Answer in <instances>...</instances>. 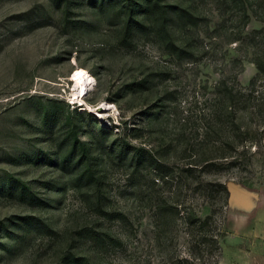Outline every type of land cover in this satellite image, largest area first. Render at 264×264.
<instances>
[{"label":"rangeland","instance_id":"rangeland-1","mask_svg":"<svg viewBox=\"0 0 264 264\" xmlns=\"http://www.w3.org/2000/svg\"><path fill=\"white\" fill-rule=\"evenodd\" d=\"M251 1L242 27L217 0H163L181 52L144 0H0V264H264V112H243L246 135L221 117L223 83L247 89L264 51V0ZM81 69L93 77L82 93ZM205 131L239 142L242 164L189 170ZM130 144L145 149L126 156ZM207 181L229 186L227 202ZM161 205L180 212L165 219ZM209 210L201 244L189 218Z\"/></svg>","mask_w":264,"mask_h":264},{"label":"trees","instance_id":"trees-1","mask_svg":"<svg viewBox=\"0 0 264 264\" xmlns=\"http://www.w3.org/2000/svg\"><path fill=\"white\" fill-rule=\"evenodd\" d=\"M146 3L147 11L146 13L149 14V20L151 24H153V28L156 33H158V36L162 40L170 41L173 43V47L176 49H179L181 52L186 51L185 47L178 45L176 43V40H174V37L172 35V30L170 28L169 23V16L171 13V6L167 5L163 2V0H144ZM223 4L225 7V11L228 13L229 16H234L236 14H241V20L239 21L240 26L245 27L249 20H250V11L249 6L252 4L251 0H217ZM175 12L178 14V16L181 19V22L185 25H194L198 23V16L193 12L190 11L188 8H183L181 6L175 7ZM134 8H131V14L130 19L127 21L126 28L128 30H131L133 27L134 20V14H133ZM231 11V12H230ZM236 34H241V31ZM237 35V36H238ZM240 39V35L236 38V40ZM263 41H258L257 37L253 38L251 41V44H254L255 46L260 45ZM264 47V45H262ZM262 47V48H263ZM264 50V49H262ZM254 63L257 66L258 74L250 81L249 87L245 90H238L237 93H235L234 88L227 86V84L223 83L222 87L220 88V95L226 98H229L228 101L226 99L223 100L222 103H226L227 107V113L223 115L221 114L222 120L226 124L230 123H236L238 127V132L240 135H246L247 134V128L244 130L241 129V121L239 120L241 116L243 115V112L249 113L251 112L252 115H256V107L258 106L260 113L264 112V92L263 95H260V93L257 90V87L259 84L264 83V51L259 52L255 55ZM257 92V94H256ZM257 101V102H256ZM228 102V103H227ZM238 104H241V106ZM250 113V114H251ZM263 114V113H262ZM239 120V121H237ZM240 125V127L238 126ZM222 130V129H221ZM216 133V135H214ZM221 136L219 131H205L204 138H203V147L206 151H202L200 154V157L197 159H191V161L188 162V168L189 170H194L197 167H201L202 171L205 173L211 172L214 169L218 170L221 168H230L238 166L241 163V157H242V151L239 148V142L235 144L234 146L229 143V141L225 140V142H222L221 138L218 137ZM210 141L213 142H219L222 143L220 146H215L214 149H211V147H208L207 145L210 144ZM242 142V141H241ZM231 146H229V144ZM76 144V143H75ZM71 145L72 150V156H76V145ZM129 144V143H128ZM253 143L249 144V148L252 146ZM131 145V144H130ZM81 153L83 157L81 160H84L87 162V169L83 171V174L88 176L87 180L90 184L95 183V186L99 184L100 175L98 174V171L96 168H94L89 161L86 159L89 157V152L85 146V144L81 143ZM131 149H129L126 156H128L129 152L132 151V154L134 157H139V154L141 149H145L144 147H140L136 144L131 145ZM245 147V145L243 146ZM124 147L120 153L125 152ZM146 151L149 152V150L146 149ZM198 156V155H197ZM73 157V158H74ZM149 158H151L150 162H154L153 160L155 157L153 154L149 153ZM81 162V161H80ZM155 164L158 168L157 163ZM63 168H66L63 166ZM200 188L204 189L206 194L208 195V198L217 199V197H220L221 202H225L227 200V197L230 194L229 186H227L226 183H223L221 181L218 182H211L207 181L205 182ZM217 196V197H216ZM101 197L97 196V200H100ZM227 202V201H226ZM158 212L163 216V218L171 219L176 217L177 214H179V210L172 209L171 206L167 205H161L158 208ZM212 211L209 210L208 214L205 216L193 214L188 220L191 227H193V232L197 233L200 237L198 240L201 244H209L212 239H209L208 234L210 233L207 228L211 226L213 216H211Z\"/></svg>","mask_w":264,"mask_h":264},{"label":"bare ground","instance_id":"bare-ground-1","mask_svg":"<svg viewBox=\"0 0 264 264\" xmlns=\"http://www.w3.org/2000/svg\"><path fill=\"white\" fill-rule=\"evenodd\" d=\"M75 76V80H76V84L78 86V89L80 91V93L83 92L84 88L91 84L93 81V77L88 74L87 72H85V70L81 69L79 71L76 72ZM78 96V95H77ZM80 98V97H79ZM77 99V97H76ZM101 108H103L104 105H100ZM92 107V106H91ZM93 108V107H92ZM95 108V107H94ZM100 108V107H99ZM95 111V110H94Z\"/></svg>","mask_w":264,"mask_h":264}]
</instances>
